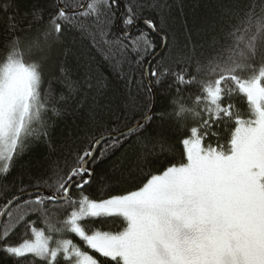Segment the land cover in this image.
<instances>
[{
	"label": "snow or ice",
	"instance_id": "snow-or-ice-1",
	"mask_svg": "<svg viewBox=\"0 0 264 264\" xmlns=\"http://www.w3.org/2000/svg\"><path fill=\"white\" fill-rule=\"evenodd\" d=\"M151 6L160 10L161 19L143 23L150 32H162L166 0H156ZM115 7L117 0H87L79 9L57 0L36 37L24 43L13 35L6 41L7 51L0 60V177L10 172L26 141L47 135L43 116L49 110L52 81L42 94L43 65L52 45L65 32L74 28L86 31L78 22L80 17L94 19L93 41L98 32L107 46L106 59L115 61L111 66L129 89L125 110L135 112L139 107L131 94L133 86L142 91L146 79L151 92L153 79L159 85L173 78L168 87H176L178 98L173 99L175 111L169 115L187 129L188 135L181 141L186 162L172 164L158 174L143 173L142 186L124 195L94 200L83 193L95 174L90 165L103 161L144 129L152 118L149 106L148 114L126 130L113 128L106 130L107 135L92 136L66 172L58 169L52 183L37 184L29 194L34 200H25L23 205L18 203L22 197L8 200L0 210V251L16 258L17 264L29 255L41 264H264V0L259 5H236L237 23L222 38H214V43L220 39L224 43L206 62L196 60L195 74L188 73L187 67L173 71L163 62L145 67L156 45L148 32L131 35L138 22L136 9L142 5L127 6V15L121 18V37L107 40L116 22ZM0 10L10 13L17 6L14 0H0ZM44 15L43 9H33L34 22H44ZM16 30L14 16H10L8 31ZM162 41L167 46V36H162ZM37 54L38 59H24ZM72 54L66 48L64 55ZM133 63L141 69L140 80L122 69V65ZM185 63L191 66V57ZM80 67L83 75L74 79L73 73ZM55 79L70 96L84 93L87 98L94 93L87 113L92 126H102L106 116L119 121L114 105L97 99L104 96L109 82L91 59H82L75 69L62 64ZM192 86H197L200 94L192 97L189 107L181 102L179 93L181 87ZM237 96L246 102L247 112L234 110L228 102ZM52 110L59 113V109ZM189 119L196 126L187 127ZM224 122L234 127L230 144L205 146V139L217 136L213 125ZM161 147L163 150L164 141ZM42 187L54 190L46 193ZM73 190L78 198L73 197ZM29 213L37 215L45 227L35 228L37 222L26 219ZM98 218H119L123 227L116 232L85 228L86 222ZM18 225L30 230L34 239L10 243ZM67 234H76L101 259L61 238Z\"/></svg>",
	"mask_w": 264,
	"mask_h": 264
},
{
	"label": "trees",
	"instance_id": "trees-1",
	"mask_svg": "<svg viewBox=\"0 0 264 264\" xmlns=\"http://www.w3.org/2000/svg\"><path fill=\"white\" fill-rule=\"evenodd\" d=\"M17 10L5 13L0 10V60H3L7 48L6 41L13 35L21 37L22 42L27 43L29 39L37 36V30L46 23L49 14L53 13L57 0H14ZM66 3L79 9L86 0H65ZM156 0H117V7L112 11L115 13L116 22L111 28V34L107 40H114L121 37L124 31L119 27V20L123 11V17L127 15L126 7L130 5H142L138 7V22L145 19L160 21L161 12L158 8L152 7ZM165 3V0H159ZM168 7L163 15L166 23L160 25L163 28L161 36L155 32H150L145 24L138 25L132 36L139 35L141 31L149 33L153 43L156 45L154 54L147 58V67L151 59L163 47L162 36H167L168 44L162 54L151 62L152 67H158L161 62L173 71L181 72L187 67L188 73L195 74L196 60L202 63L207 58L215 55L224 43L220 39L214 43V38H222L224 33L231 31V25H235V11L237 4L255 3L259 5L261 0H166ZM44 10V22H34L32 17L33 9ZM14 16L16 32L8 31L9 17ZM78 22L85 26L86 31L81 32L74 28L65 32L59 42L52 45L46 63L43 65L42 94L47 93L49 81H52V98L48 104V111L43 119L46 121L47 135L40 136L39 139L30 138L26 141L24 151L14 158V163L10 172L0 177V210L12 197L23 192L34 190L38 183L48 181L52 183L56 179L58 169L67 171L73 164L76 155L88 147L89 139L92 136L99 137L107 135L106 130L113 128L124 131L126 127H131L136 120H140L143 114H148L149 106H152V91L148 92V82L145 79L144 89L137 91L133 86L131 94L136 97L139 107L135 112L125 110V104L129 95V89L125 86L124 79L118 77L117 72L111 66L115 61L106 59L107 46L103 43L101 36L96 33V42L90 33L96 32L93 18H78ZM29 25L31 26L29 28ZM66 48H70L72 55L65 56ZM195 49V51H193ZM84 53V57H80ZM191 57V66L185 63L186 58ZM24 59H38V54L31 57L25 55ZM82 59H91L93 66L99 74H102L108 83L103 97L97 99L103 104H113L116 115L120 117L117 122L113 118L105 117L103 125L92 126L88 121V108L93 103L89 93L87 98L84 93L69 95L67 89L55 79L59 75V67L66 64L69 67L77 68L82 63ZM125 73L134 75L136 80L142 79L141 69L134 63L122 65ZM83 67L73 73V78L83 75ZM173 78H166L161 84L153 86L157 92V106L151 120L145 124L144 129L130 136L127 141L115 152L110 154L103 161L90 165L94 169V176L88 185H85L83 193L94 200L108 199L112 196L124 195L130 191L137 190L144 181L143 173L158 174L172 164L186 162V154L181 144L183 138L188 135L184 126H178L174 116L169 113L175 111L173 99L178 98L176 87L169 88ZM115 94V95H114ZM191 94V96H190ZM197 86L181 87L179 98L187 106L192 105V97L199 95ZM61 96L64 99H61ZM234 105V110L241 113L248 111V106L239 96L228 101ZM52 109H59L57 114ZM163 114V118L161 115ZM242 118H247L246 116ZM196 126L189 119L187 127ZM34 127L39 128L38 124ZM213 130L217 136L204 140L205 146L211 143L213 147L217 144L227 146L230 144L231 132H234L232 123L224 122L219 126L213 125ZM218 137V139H217ZM161 141H164L162 150ZM41 190L53 191L54 189L43 188ZM78 193L73 190V197L78 198ZM35 196H28L18 203L24 204L25 200H34ZM14 207V206H13ZM63 216V213H61ZM28 220L36 221L35 228H44V224L37 215L29 213ZM7 222L5 217L4 222ZM85 228L99 229L103 231L116 232L123 227L119 218H109L107 220L97 219L96 222L88 221ZM15 234L9 241L12 244L19 243L21 239H33L30 230H26L22 225L14 229ZM73 241L82 250L89 251L98 259L99 254L94 250L86 248V245L76 234H67L64 237ZM0 264H17V259L6 255L0 251ZM19 264H41L38 258L29 255L21 259Z\"/></svg>",
	"mask_w": 264,
	"mask_h": 264
},
{
	"label": "water",
	"instance_id": "water-1",
	"mask_svg": "<svg viewBox=\"0 0 264 264\" xmlns=\"http://www.w3.org/2000/svg\"><path fill=\"white\" fill-rule=\"evenodd\" d=\"M86 2H87V0H86ZM86 2H85V3H86ZM122 17H123V11H122L121 16H120L119 27H120V25H121V18H122ZM140 24H144V23H143V20L137 22L135 28H136L138 25H140ZM134 30H135V29H134ZM134 30L131 31V35H132V33H133ZM155 33H157L158 35L161 36V33H159V32H155ZM164 49H165V45H163V47L161 48V50H159V51L157 52V54L151 59L149 65L151 64L152 61H154L155 59H157V58L162 54V52H163ZM147 82H148V81H147ZM152 96H153V101H152V106H151L152 112L150 113V114H151V117L153 116V114H154V112H155V110H156L157 100H158V98H157V92H156V89H155V87L153 86V84H152ZM35 190H36V189H34V190H29V191H26V192H23V193L17 195V197H22V199H24V198H26V197H28V196H31V195H29V194H30V193H33ZM42 191H44V192H46V193L49 192V191H45V190H42ZM22 199H20V200H22ZM20 200H19V201H20ZM4 219H5V217L3 218V222H4Z\"/></svg>",
	"mask_w": 264,
	"mask_h": 264
},
{
	"label": "rangeland",
	"instance_id": "rangeland-1",
	"mask_svg": "<svg viewBox=\"0 0 264 264\" xmlns=\"http://www.w3.org/2000/svg\"><path fill=\"white\" fill-rule=\"evenodd\" d=\"M37 229H41V228H37ZM34 239V238H33Z\"/></svg>",
	"mask_w": 264,
	"mask_h": 264
}]
</instances>
